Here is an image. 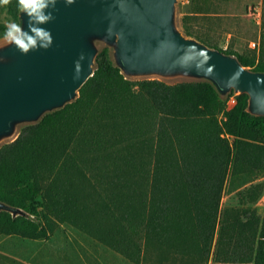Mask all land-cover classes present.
Wrapping results in <instances>:
<instances>
[{
	"label": "trees",
	"instance_id": "obj_1",
	"mask_svg": "<svg viewBox=\"0 0 264 264\" xmlns=\"http://www.w3.org/2000/svg\"><path fill=\"white\" fill-rule=\"evenodd\" d=\"M185 1L186 35L264 71V1L242 52L210 42L215 0ZM2 12L18 22L17 0ZM96 63L75 101L0 147V200L35 216L0 211V236L66 224L135 264H264V116L247 95L226 107L208 83L129 80L106 49Z\"/></svg>",
	"mask_w": 264,
	"mask_h": 264
},
{
	"label": "water",
	"instance_id": "obj_2",
	"mask_svg": "<svg viewBox=\"0 0 264 264\" xmlns=\"http://www.w3.org/2000/svg\"><path fill=\"white\" fill-rule=\"evenodd\" d=\"M180 0H76L56 5L50 29L53 45L27 55L0 39V147L20 130L75 101L79 89L107 50L113 67L129 80L157 79L168 84L205 82L225 101L247 95L245 110L264 116V71L244 66L235 54L210 47L185 34ZM17 20L27 30L28 17ZM81 52L85 59L77 68ZM12 218L35 220L26 210L0 200Z\"/></svg>",
	"mask_w": 264,
	"mask_h": 264
},
{
	"label": "rangeland",
	"instance_id": "obj_3",
	"mask_svg": "<svg viewBox=\"0 0 264 264\" xmlns=\"http://www.w3.org/2000/svg\"><path fill=\"white\" fill-rule=\"evenodd\" d=\"M264 0H215L218 15L207 23L210 42L220 48L242 52L252 48L251 42H259L260 23L248 14L250 7L262 11ZM185 0L178 3L179 20ZM11 18L5 13L0 20ZM261 22V17H260ZM226 195L223 196L225 200ZM263 202H258L261 209ZM151 261V259H149ZM135 264L112 251L98 241L81 234L66 224H56L44 239H28L16 235L0 236V264ZM141 264H144L143 262ZM152 264H156L155 261ZM163 264H169L164 262Z\"/></svg>",
	"mask_w": 264,
	"mask_h": 264
},
{
	"label": "clouds",
	"instance_id": "obj_4",
	"mask_svg": "<svg viewBox=\"0 0 264 264\" xmlns=\"http://www.w3.org/2000/svg\"><path fill=\"white\" fill-rule=\"evenodd\" d=\"M11 2L12 0H0V6H8ZM59 2L71 6L76 0H17L19 13L28 17L27 30L24 29L23 23L10 19L5 25L4 39L23 55L51 48L54 42L52 32L42 25L55 20L53 13L58 11L56 5ZM84 59L85 53L81 52L75 62L77 68Z\"/></svg>",
	"mask_w": 264,
	"mask_h": 264
},
{
	"label": "built area",
	"instance_id": "obj_5",
	"mask_svg": "<svg viewBox=\"0 0 264 264\" xmlns=\"http://www.w3.org/2000/svg\"><path fill=\"white\" fill-rule=\"evenodd\" d=\"M248 14L251 16H254L256 18V22L260 23V17H261V12L260 9L257 7H250L248 9ZM252 48H258V43L257 42H251L250 43ZM237 99H236V95L235 94H231L228 96V98L225 101V105L226 107H230L233 106L236 103ZM260 202H263V204L261 205L262 208H264V194L262 195Z\"/></svg>",
	"mask_w": 264,
	"mask_h": 264
},
{
	"label": "crops",
	"instance_id": "obj_6",
	"mask_svg": "<svg viewBox=\"0 0 264 264\" xmlns=\"http://www.w3.org/2000/svg\"><path fill=\"white\" fill-rule=\"evenodd\" d=\"M22 264H26V263H22ZM31 264H33V263H31Z\"/></svg>",
	"mask_w": 264,
	"mask_h": 264
}]
</instances>
